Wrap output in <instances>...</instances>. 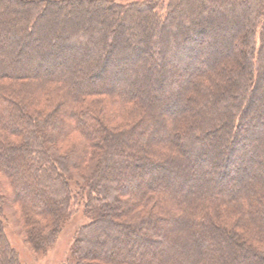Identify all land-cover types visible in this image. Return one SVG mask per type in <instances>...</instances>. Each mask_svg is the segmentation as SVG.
<instances>
[{
	"label": "trees",
	"instance_id": "1",
	"mask_svg": "<svg viewBox=\"0 0 264 264\" xmlns=\"http://www.w3.org/2000/svg\"><path fill=\"white\" fill-rule=\"evenodd\" d=\"M0 2V172L34 250L82 205L69 264H264V0ZM0 197V264H25Z\"/></svg>",
	"mask_w": 264,
	"mask_h": 264
},
{
	"label": "rangeland",
	"instance_id": "2",
	"mask_svg": "<svg viewBox=\"0 0 264 264\" xmlns=\"http://www.w3.org/2000/svg\"><path fill=\"white\" fill-rule=\"evenodd\" d=\"M115 1L126 3L145 0ZM160 10V15L164 18L166 15V8L161 7ZM200 15L197 16L201 17L202 15ZM0 17H3V2H0ZM208 129V134L214 135V133H216L214 131V128H210L209 126ZM65 167H68V165H66ZM60 169L63 170V167L60 166ZM11 189L12 187L10 186V184H8L7 179L0 172V196L3 195L8 198V203H6L4 207L2 226L4 227V232L6 233L9 242L19 252L21 261H23L25 264H69L71 262V248L74 244L76 234L83 225L89 222V219L85 215L84 206H73L74 214L62 227L54 245L46 252H38L34 250L26 240L31 227H27L25 225L24 220L22 219V213L19 203L15 202L10 197L12 196Z\"/></svg>",
	"mask_w": 264,
	"mask_h": 264
}]
</instances>
